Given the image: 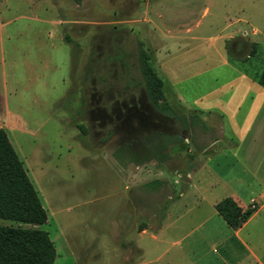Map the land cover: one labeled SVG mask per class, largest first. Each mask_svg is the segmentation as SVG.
Wrapping results in <instances>:
<instances>
[{
    "label": "rangeland",
    "instance_id": "rangeland-1",
    "mask_svg": "<svg viewBox=\"0 0 264 264\" xmlns=\"http://www.w3.org/2000/svg\"><path fill=\"white\" fill-rule=\"evenodd\" d=\"M32 1L0 0V128L27 170L47 221L35 227L0 220V226L48 233L56 250L54 264H148L163 245L135 233L148 224L155 229L160 214L176 207L189 172L197 170L194 184L197 178L212 177L209 166L199 168L205 162L196 159L221 136L201 135V120L186 130L152 108L139 71V46L163 85L159 101L183 107L187 120L199 117L198 101L232 78L217 68L213 50L223 47L220 37L245 34L256 43L255 51L245 40H236L227 44L229 57L252 75L263 69L264 0H85L81 6L59 0L60 8L49 0ZM33 15L86 22L68 30L73 42L67 63L54 42L53 48L47 41L43 45L46 32L54 28L23 22V16ZM250 50L255 56L239 62ZM48 57L51 62L45 63ZM208 98L215 106L217 95ZM8 111L19 117L23 131L6 127ZM227 119L226 129L234 123ZM206 125L220 128V121L209 119ZM170 139L180 142L171 144ZM254 146L261 174L264 145ZM116 163L128 181L138 166L144 178L167 179L171 186L161 190L158 182L125 191L128 181L120 183L122 170ZM133 193L141 206L135 216ZM169 195L175 197L172 202ZM167 235L160 233L165 240Z\"/></svg>",
    "mask_w": 264,
    "mask_h": 264
},
{
    "label": "crops",
    "instance_id": "crops-1",
    "mask_svg": "<svg viewBox=\"0 0 264 264\" xmlns=\"http://www.w3.org/2000/svg\"><path fill=\"white\" fill-rule=\"evenodd\" d=\"M41 1L43 0H33L32 4ZM49 1L60 8L59 0ZM84 1L82 0L80 5L72 6H81ZM207 12L206 8L203 13ZM23 22L27 23V26L28 24L34 26L45 24L50 30L55 29V31L46 32L43 45L47 41L53 48L54 42V46L58 47V54L63 57L62 63L64 64L67 63L68 50L73 42L68 30L72 32L76 24H86L84 20L74 22L65 17L46 21L38 15L23 16ZM8 23L2 24L1 29L3 30V26ZM34 29L38 30L36 27ZM189 32L186 31V33ZM257 33L256 30H253V34ZM236 35L237 32L220 37L219 41L222 42L223 47L213 50L218 59V70H227L231 73L232 78L217 83L216 87L210 90L211 94L208 93L206 96L207 99L199 100L196 105L198 119L202 121L203 125L201 126V135L214 136V133L218 132L221 136L219 139L213 138L210 148H203L200 156L196 159V163L201 162L200 159L205 162L200 164L199 168L203 169L209 166L207 169L212 177H208L209 179L204 176L202 179L197 178L194 184L193 174L197 170L189 172L187 174L189 182L183 183L179 197L173 203L176 207L167 208L162 212V215L160 214L159 224L155 229L152 230L151 225L148 224L146 228L135 233L138 238L147 235L152 242L163 245V249L156 253L148 264L161 262L163 264H264V172L258 174L259 168L262 166L258 163L261 161L253 159L257 149V146L254 145L261 144V147L264 145V89L257 83V74L252 75L251 72L244 71L241 67L236 66L235 61L229 57L230 53L227 49L229 43L245 40L249 46L256 44L249 43L244 38L245 34L240 37H236ZM253 56L255 55L250 50L245 58L238 61L243 63ZM50 57L45 59V63L51 62ZM14 92L15 89L11 94ZM212 94H216L218 98L215 106L209 102L211 99L208 96ZM215 108L216 111H214ZM227 117L234 123L226 129L224 121L228 122ZM209 119L219 120L220 128H208L206 120ZM6 122L8 123L7 128L13 127L23 131L19 117L11 115L9 111L6 114ZM225 137L227 138L224 139ZM249 137H251L252 144H248L245 148L243 144ZM261 149H264V146ZM120 168L123 169L122 166ZM135 168L129 181L123 170L120 172V183L124 185V181H128V186L124 187L125 191L128 188L137 189L143 184H160L158 182H161V190H163V186L164 189H166L165 186L168 187L167 189L170 188L169 180L146 179L141 174V168L138 166ZM190 191L193 192L191 193L192 198L187 196ZM132 195L136 198L134 193ZM169 197H171L170 202L175 199L174 196L169 195ZM225 198L233 199L242 210L255 208L249 220L236 231H233L215 211V205ZM133 201L131 214L135 216L139 213L141 206H139L138 198ZM135 202H137L136 205ZM156 216L154 215V217ZM124 221L123 218L120 219L119 230L122 232ZM161 232L168 234L166 240L161 238ZM136 248L141 251L139 247ZM171 252L172 257H165ZM194 255L197 258L196 262L191 260V256ZM135 264H142V262H135Z\"/></svg>",
    "mask_w": 264,
    "mask_h": 264
},
{
    "label": "trees",
    "instance_id": "trees-1",
    "mask_svg": "<svg viewBox=\"0 0 264 264\" xmlns=\"http://www.w3.org/2000/svg\"><path fill=\"white\" fill-rule=\"evenodd\" d=\"M67 1L75 5L82 2ZM256 47V44L251 45L254 51ZM149 62V54L140 45L138 65L150 105L159 115L180 122L187 130L189 124L193 126L200 119L191 116L187 120L186 116L181 115L182 112H186L183 107L159 101L163 85L156 78ZM257 83L264 89V67L257 76ZM179 142V139H170L169 143ZM214 208L233 231L241 228L255 211L254 207L242 210L231 198L222 199ZM0 220L35 227L44 225L47 221L46 211L28 178L27 171L2 128H0ZM55 259L56 250L48 233L39 229L0 226V264H54Z\"/></svg>",
    "mask_w": 264,
    "mask_h": 264
}]
</instances>
